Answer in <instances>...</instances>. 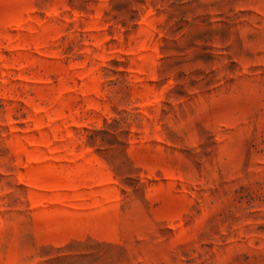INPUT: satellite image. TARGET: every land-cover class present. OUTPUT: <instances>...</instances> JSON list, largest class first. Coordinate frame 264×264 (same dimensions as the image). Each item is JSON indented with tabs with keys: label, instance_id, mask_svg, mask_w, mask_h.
<instances>
[{
	"label": "rangeland",
	"instance_id": "rangeland-1",
	"mask_svg": "<svg viewBox=\"0 0 264 264\" xmlns=\"http://www.w3.org/2000/svg\"><path fill=\"white\" fill-rule=\"evenodd\" d=\"M0 264H264V0H0Z\"/></svg>",
	"mask_w": 264,
	"mask_h": 264
}]
</instances>
